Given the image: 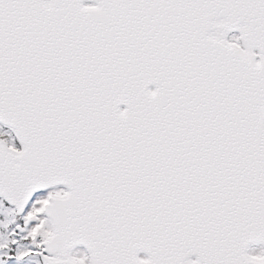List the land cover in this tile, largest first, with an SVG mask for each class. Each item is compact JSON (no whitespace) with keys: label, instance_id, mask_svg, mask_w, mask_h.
Wrapping results in <instances>:
<instances>
[{"label":"snow or ice","instance_id":"1","mask_svg":"<svg viewBox=\"0 0 264 264\" xmlns=\"http://www.w3.org/2000/svg\"><path fill=\"white\" fill-rule=\"evenodd\" d=\"M0 264H264V0H0Z\"/></svg>","mask_w":264,"mask_h":264}]
</instances>
